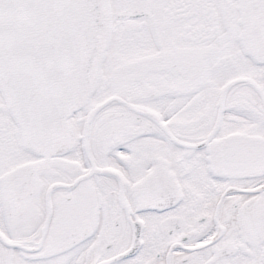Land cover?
Instances as JSON below:
<instances>
[{
    "label": "snow or ice",
    "instance_id": "snow-or-ice-1",
    "mask_svg": "<svg viewBox=\"0 0 264 264\" xmlns=\"http://www.w3.org/2000/svg\"><path fill=\"white\" fill-rule=\"evenodd\" d=\"M0 264H264V0H0Z\"/></svg>",
    "mask_w": 264,
    "mask_h": 264
}]
</instances>
